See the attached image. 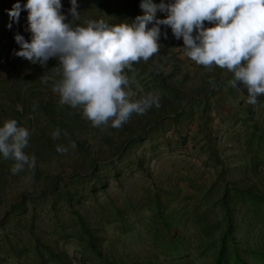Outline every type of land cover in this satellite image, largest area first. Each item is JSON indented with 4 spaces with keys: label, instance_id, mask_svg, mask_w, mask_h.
Returning <instances> with one entry per match:
<instances>
[{
    "label": "rangeland",
    "instance_id": "1",
    "mask_svg": "<svg viewBox=\"0 0 264 264\" xmlns=\"http://www.w3.org/2000/svg\"><path fill=\"white\" fill-rule=\"evenodd\" d=\"M16 2L0 0V126L5 119H15L28 128L24 152L36 162L34 169L13 175L14 162L0 155V264H39L41 256L45 264H58L46 260L44 246L61 252L69 264H106V259L123 264H210L226 228L225 203L239 256L247 264H264V230L258 223L248 224L246 207L224 195L249 186L264 194V151L258 150L262 163L254 170L257 137L248 147L253 125L264 130V95L255 105L246 103L247 91L229 83L231 73L183 58L177 49L183 47L182 38L161 25L159 55L134 63L135 71L125 70L135 81L134 98L158 93L160 107L144 115L134 113L119 129L93 127L81 109L60 104L53 92L57 59L42 66L14 55L20 50L16 34L31 39L25 31L26 10L18 22L9 18ZM140 2L77 0V10L91 19L131 22L144 14ZM61 4L65 22L71 21L65 8L71 7L70 0ZM156 16L166 18L160 11ZM43 74L48 83L41 81ZM56 129L61 133L54 140ZM57 146L68 152L58 153ZM75 170L85 175L71 176ZM52 182L61 185L59 190L37 195ZM22 191L35 197L33 203L13 211ZM81 221L100 255L89 245ZM169 240L179 250L170 251Z\"/></svg>",
    "mask_w": 264,
    "mask_h": 264
},
{
    "label": "clouds",
    "instance_id": "2",
    "mask_svg": "<svg viewBox=\"0 0 264 264\" xmlns=\"http://www.w3.org/2000/svg\"><path fill=\"white\" fill-rule=\"evenodd\" d=\"M70 4L72 19L65 22L61 0H27L23 5L17 0L8 11L9 18L18 22L21 11L26 10L25 31L31 33V39L16 34L20 50L14 55L42 66L57 59L58 65L52 69L56 73L53 92L60 104L81 109L93 127L119 129L134 113L144 115L153 106L160 107L158 93L134 98L137 93L131 85L135 81L125 70L135 71L134 63H147L159 55L161 25L170 27L176 39L182 38L183 47L177 49L182 50L183 58L231 73L229 83L246 89V103L255 105L264 95V0H161L159 4L141 0L144 14L131 22L87 18L83 24L75 23L81 19L77 0ZM157 11L166 18H157ZM40 79L49 82L47 75ZM60 133L56 129L52 138L58 139ZM29 137V129L18 126L15 119H5L0 126V155L14 162L13 175L35 167V156L24 152ZM56 150L68 152L63 146Z\"/></svg>",
    "mask_w": 264,
    "mask_h": 264
},
{
    "label": "trees",
    "instance_id": "3",
    "mask_svg": "<svg viewBox=\"0 0 264 264\" xmlns=\"http://www.w3.org/2000/svg\"><path fill=\"white\" fill-rule=\"evenodd\" d=\"M65 8L69 11L70 8L66 6ZM7 9L2 10L3 12L6 11ZM90 18L88 15L82 14L81 13V19L80 21H84L85 19ZM263 110H261L263 116H264V105L262 107ZM251 112V110H249ZM253 133L252 136L248 140V147L252 145V140L254 137H257V145L255 146V151L254 155H252V166L253 169L256 170L262 163V157L258 154V150H263L264 151V130H260L258 128L257 124L253 125ZM136 138H133L132 142L135 141ZM254 148H252L253 150ZM96 160L93 162L91 165V168L95 166ZM76 171V172H75ZM71 176H82L85 175L83 172H80L78 170H75ZM58 177H55L53 181H57ZM60 180V179H59ZM55 182H52V186L50 185V188L44 189L37 195H41L44 193L45 195H48L50 192L47 190H51L53 192H56L60 188V184H55ZM67 193L70 192L69 189L65 190ZM232 193L228 196L227 192H225V196L228 197L229 200L234 201L235 203H238L240 206H245L246 209L250 213V217L247 219V223L250 225L254 224H259L261 228L264 230V194L261 193L258 190H255L254 188L249 187H238V188H233ZM35 198V197H34ZM31 198V193L22 191L19 193V196L17 200L12 204V210L13 211H21L25 210L28 206L29 203H33V199ZM229 206L227 203H225V214H226V228L224 229L223 233L220 235L219 238V247L216 253L215 258L210 264H247L245 259L241 256H239L237 252L238 245L234 239V236H232V231H231V225H232V220L230 218L231 214L228 213L229 211ZM81 228L83 231L88 235V242L89 245L100 255V251L96 250V245L92 242L90 236L91 234L89 233V230L85 226V224L81 221L80 223ZM170 248V251L174 250H179V245L175 244V242L169 240L168 245ZM47 252L48 257L46 260L49 261L50 259H54L57 261L58 264H69L68 261L65 260L64 256L61 254V252H55L48 248L47 246H44ZM179 251H177L178 253ZM261 256L264 259V254H261ZM45 257L41 256L39 259V264H45ZM106 264H123L117 260L114 259H106ZM249 264V263H248Z\"/></svg>",
    "mask_w": 264,
    "mask_h": 264
}]
</instances>
